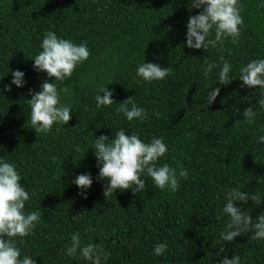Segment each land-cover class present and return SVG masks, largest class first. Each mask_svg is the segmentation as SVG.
Returning a JSON list of instances; mask_svg holds the SVG:
<instances>
[{"label":"trees","instance_id":"1","mask_svg":"<svg viewBox=\"0 0 264 264\" xmlns=\"http://www.w3.org/2000/svg\"><path fill=\"white\" fill-rule=\"evenodd\" d=\"M238 3L243 5L238 42L227 38L197 50L186 47L188 19L202 11L191 8V0H0V160L15 165L29 193L25 214L41 213L32 233L22 242L16 238L21 259L90 264L79 252L65 255L78 232L82 245L91 242L110 253L102 264H219L222 245L241 264H264V240L250 239L251 233L221 241L230 219L223 214L228 191L259 195V202L249 200L242 211L253 219L264 213V143H257L264 136V109L257 103L264 91L242 87L239 80L242 66L264 59V0ZM49 31L85 44L90 53L63 82L33 68ZM221 57L232 65L227 85L219 81ZM205 60L217 65L207 79ZM143 62L173 71L145 82L136 75ZM16 70L24 73V86L4 91ZM45 80L57 84L61 104L72 109L68 124H54L47 135L32 129L27 102L29 90L40 91ZM102 87L115 103L97 108ZM217 87L209 106L205 97ZM130 97L147 119L128 121L117 114L119 103ZM252 105L255 123L245 124L241 113ZM119 130L145 143L163 138L167 152L157 166L167 164L177 174L181 167L188 170L177 191L160 190L141 174L145 188L139 193L116 190L104 197L108 181L97 179L102 165L94 143L101 135L110 141ZM81 174L93 181L84 190L86 199L72 183ZM160 243L167 250L156 256Z\"/></svg>","mask_w":264,"mask_h":264},{"label":"clouds","instance_id":"2","mask_svg":"<svg viewBox=\"0 0 264 264\" xmlns=\"http://www.w3.org/2000/svg\"><path fill=\"white\" fill-rule=\"evenodd\" d=\"M243 5L238 0H191V8L202 9L197 15L190 16L186 26V47L189 49H207L222 44L225 39L231 38L233 44L238 42L240 36V25L243 19L240 10ZM214 30V38H209ZM40 51L33 59V68L37 72H45L49 78L63 82L70 78L75 68L85 62L90 53L85 44L76 45L67 39H59L54 32L44 34ZM223 66L219 71L220 85H227L231 82L229 73L232 65L224 58ZM206 67L203 69L205 79L216 64L204 61ZM171 67L162 68L155 63H141L136 71V75L145 82L163 80L172 73ZM10 85L4 87V91H11V85L17 88L24 86V73L16 70L12 73ZM239 80L242 87L249 89L259 88L264 91V59L252 60L246 66L239 69ZM65 95L69 89L60 90ZM100 91L103 96L95 97L97 108L109 106L115 103L111 97L113 93L102 87ZM220 92V88H214L207 93L205 101L211 105ZM31 97L28 100L30 106V124L35 133L47 135L54 124L64 126L71 120V105L61 104V96L57 89V84L45 80L41 89L33 93L29 90ZM259 107L264 109V96L257 101ZM117 114L123 113L128 121L147 119L145 109L136 105L133 98L119 103ZM238 111V110H237ZM245 124L255 123L257 112L253 110V105L247 107L242 113ZM157 115H159L157 113ZM59 131V129H57ZM257 143H264V136H260ZM95 157L99 168L97 179L107 180L104 185V197L112 196L116 190H129L133 194L139 193L145 188V182L141 174L150 177L154 185L160 190L169 189L173 192L179 189L181 179H186L188 170L169 167L167 164L157 166L159 158L167 152V146L163 138H152L150 142L142 141L138 134L127 135L124 130L115 133V137L109 141L108 136L101 135L95 139ZM79 150V149H77ZM55 160V158H53ZM90 175H78L72 183L81 191L83 198L84 190L92 184ZM29 193L21 185V176L16 171L15 165L0 160V264H36V261L29 256L21 259L20 249L16 245V238L29 236L36 224L41 219L39 211L25 214V202L29 200ZM259 202L257 194L232 189L226 193V203L223 207V214L230 219L225 225L224 232L221 233V241L233 242L236 237L242 234L251 233L250 239L264 240V213L255 219L248 212L242 211L243 205L248 201ZM241 207H236L240 203ZM167 250L165 243L157 244L153 249L156 256L162 255ZM79 252L80 258L90 262V264H102L109 258L110 253L102 246L89 242L82 245L81 236L78 232L73 233L70 244L65 248L67 257H76ZM223 258L219 264H241L240 257L232 256L228 258L225 254V247L222 245L217 256Z\"/></svg>","mask_w":264,"mask_h":264}]
</instances>
